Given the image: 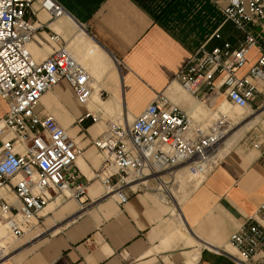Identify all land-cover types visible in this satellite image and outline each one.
<instances>
[{
    "label": "crops",
    "instance_id": "obj_1",
    "mask_svg": "<svg viewBox=\"0 0 264 264\" xmlns=\"http://www.w3.org/2000/svg\"><path fill=\"white\" fill-rule=\"evenodd\" d=\"M56 1L64 14L49 20L38 10L36 18L47 25L36 31L28 49L41 59L65 45L88 68L93 92L81 104L61 79L42 95L38 109L51 114L75 138L80 153L72 169L88 182L83 202L64 197V204L58 203L55 210L57 197L43 209L44 216L65 214L61 226L26 253L19 248L22 242H13L17 252L8 251L0 264H236L230 256L236 252L230 235L264 199V157L251 146L264 137V116L251 114L248 108L236 115L224 112L229 121L245 114L242 125L258 127L247 129L239 145L235 144L243 134L235 137L209 173L193 175L179 165L172 175L163 173L168 186H160L162 191L152 183L151 189L130 193L121 204L104 193L100 180L93 177L102 158L91 144L107 121H132L157 93L192 116L199 114L196 119H207L203 114L223 102L221 97L212 90L196 97L176 75L202 46L223 41L236 45L241 40L243 33L220 10L224 3ZM33 7L38 9V3ZM255 52L252 48L251 56ZM4 107L0 99V116ZM88 112L95 120L80 122ZM185 170L195 178L194 184ZM180 191L185 192L183 198ZM4 228L0 224V231ZM38 236L31 230L25 241Z\"/></svg>",
    "mask_w": 264,
    "mask_h": 264
},
{
    "label": "built area",
    "instance_id": "obj_2",
    "mask_svg": "<svg viewBox=\"0 0 264 264\" xmlns=\"http://www.w3.org/2000/svg\"><path fill=\"white\" fill-rule=\"evenodd\" d=\"M217 1L224 3L219 7L225 19L243 33L241 40L202 46L176 77L196 97L212 90L230 105L264 116V0ZM38 10L49 20L64 14L56 0H0V99L5 102L0 116V224L6 230L0 235V263L7 237L17 239L35 228L47 203L58 196L83 202L88 182L72 169L80 153L75 139L38 104L61 79L86 104L93 92L91 75L65 45L41 59L32 56L28 43L47 25L36 18ZM252 48L256 52L251 56ZM215 115L196 119L157 93L132 121H107L91 138L102 158L93 177L121 204L130 193L151 189L152 183L159 189L165 184L163 173L172 175L179 165L196 175L209 173L221 159L218 149L229 122L223 114ZM92 120L90 112L80 118L83 123ZM251 146L264 157V137ZM229 242L236 264H264V199Z\"/></svg>",
    "mask_w": 264,
    "mask_h": 264
},
{
    "label": "rangeland",
    "instance_id": "obj_3",
    "mask_svg": "<svg viewBox=\"0 0 264 264\" xmlns=\"http://www.w3.org/2000/svg\"><path fill=\"white\" fill-rule=\"evenodd\" d=\"M83 47H85V46H83ZM220 97L223 100V97L222 96H220ZM223 102H224V106L223 107L227 110L226 113H228V112L234 113V112L237 111V109H235V107H233V105H230L227 101L223 100ZM256 102H258V101H256ZM214 109H216V110H214ZM214 109H213V113L212 112L210 113V111H207L206 114H203V115H206L207 119L215 118L216 117L215 114H218V113H221V114H223V116H225L224 112L221 109H219V108H214ZM248 109L244 108V111L247 112ZM198 115L199 114H197V116ZM197 116H193V117H197ZM244 116H245V114H242L241 118L236 119L235 121H229L228 122V131H229V134H230L229 138L231 139V142L229 144H227V145L221 144V146H225V147L228 148V146H230V144L232 142H234V140H236L237 137H240L243 133L245 134L247 129H253L255 127H258V124L255 123L254 125H252V126H250L248 128H245V125H242L243 122H244V119H243ZM232 132H234V133H232ZM244 134L240 137V139L238 140V142L235 145H239V144L242 143V141H243L242 138L244 137ZM231 135H233V136H231ZM220 152L224 154V152H222V151H220ZM221 157H222V155H221ZM184 175H185V177H189L190 178V182L192 181L191 183H193V184L195 183V178L191 174H189L188 171L186 172V170H185ZM182 182L183 181H181L180 184ZM175 187L176 186H172V189L174 191H175ZM160 189L161 188H159L158 191H162ZM179 189H182V188L180 187ZM176 194H178V192ZM184 194H185V192L182 191L180 198H183L185 196ZM68 199H71V198H68ZM68 199H65V200L67 201ZM62 200H63L62 196L61 197L58 196V199L56 200L55 205H54L55 208H56L55 210H58L60 208L59 206H57L58 203H61V205L64 204V202H61ZM65 221H66L65 214L61 215V217H56V215L53 212H49L45 216L42 215L41 218H40L39 224L35 228L32 229V230H35L36 232H39V236L35 237V239L32 240V241H25V238L31 232V231H29L26 234H24L22 237H19L17 239H14L12 237H7L5 241L8 243L9 246L6 248L5 252H8V251L9 252H13L14 250H16V249L12 248V243L13 242H22L20 247H19V248L22 247V249H20V250L24 251L25 253L30 251L35 246H37L39 243H41L50 234V230L51 229H53V228H55L57 226H61ZM5 232H6V230L4 228V230L0 231V235L4 234ZM14 252H17V250L14 251Z\"/></svg>",
    "mask_w": 264,
    "mask_h": 264
},
{
    "label": "bare ground",
    "instance_id": "obj_4",
    "mask_svg": "<svg viewBox=\"0 0 264 264\" xmlns=\"http://www.w3.org/2000/svg\"><path fill=\"white\" fill-rule=\"evenodd\" d=\"M78 61H79V60H78ZM81 63H82V62H81ZM218 97H219V96H218ZM219 98H220V97H219ZM219 101H220V99H219ZM223 106H224V102L220 101L219 104L217 105V108L221 109L223 112L226 113L227 110H226ZM233 107H235V106H233ZM235 109H237V111L234 112V113H231L230 115H236V114L241 113V111H242L243 108L235 107ZM69 134H70V133H69ZM70 135H71V134H70ZM228 138H229V131L225 133L224 138H223V140H222V144L227 145ZM74 139H75V138H74ZM226 149H227V147H225V146H221V145H220V147H219V149H218V156L221 157V155H223V153H221L220 151L225 152ZM184 167H186V166H184ZM186 169L188 170L187 167H186ZM188 171H189V170H188ZM190 173H191V172H190ZM191 174H193V173H191ZM201 174H204V173H199V174H197V175H201ZM193 175H196V174H193ZM162 185H164L165 187L168 186V185H166V184H162ZM162 185H161V187H162ZM159 188H160V187H159ZM63 194H67V195H68V194H69V191H68V190H64ZM42 212H43V210H42ZM5 233H6V232H5ZM5 233L2 234V235H5ZM7 253H8V252H5L4 256H5V255H8Z\"/></svg>",
    "mask_w": 264,
    "mask_h": 264
}]
</instances>
